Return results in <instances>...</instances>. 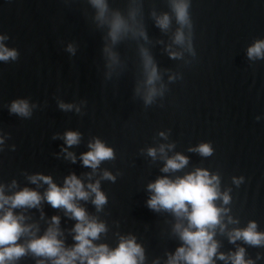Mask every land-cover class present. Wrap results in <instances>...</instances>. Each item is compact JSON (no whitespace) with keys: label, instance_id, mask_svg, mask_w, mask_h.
Masks as SVG:
<instances>
[{"label":"water","instance_id":"water-1","mask_svg":"<svg viewBox=\"0 0 264 264\" xmlns=\"http://www.w3.org/2000/svg\"><path fill=\"white\" fill-rule=\"evenodd\" d=\"M172 3L106 0L101 21L91 0H0V43L16 53L0 60V186L5 195L37 191L38 206L13 213L25 217L36 237L58 216L57 238L71 249L77 220L44 198L47 183L30 178L50 176L60 187L71 174L85 186L99 181L106 196L99 210L92 196L77 201L105 225L93 244L114 250L122 239L134 238L143 250L142 264H168L184 244L175 225L186 226L187 220L150 208L148 185L207 170L230 197L227 204L214 201L227 209L221 214L225 228L217 225L213 237L218 243L214 264H232L228 257L240 248L245 261L264 264V243L229 239L232 230L250 222L264 233V56H248L250 46L264 41V0H187L189 24L183 26ZM115 13L129 30L113 42L106 21ZM165 14L169 25L162 29L157 19ZM178 30L185 37L182 44L175 42ZM145 52L158 74L157 93L148 103ZM17 100L28 102L30 115L10 110ZM67 131L80 134L77 144L65 143ZM96 139L114 155L93 170L81 155ZM202 144L210 145V155L195 150ZM150 148L157 150L155 157ZM177 153L187 164L162 171ZM32 238L24 234L16 243L26 246ZM220 253L226 259H219ZM52 259L26 251L11 264H52Z\"/></svg>","mask_w":264,"mask_h":264},{"label":"clouds","instance_id":"clouds-1","mask_svg":"<svg viewBox=\"0 0 264 264\" xmlns=\"http://www.w3.org/2000/svg\"><path fill=\"white\" fill-rule=\"evenodd\" d=\"M92 4L98 10V19L105 21L107 11L106 0H91ZM173 10L179 24L187 25L188 3L187 0H173ZM109 25V35L113 42H116L122 34L129 30L127 21L119 14L115 13L106 21ZM157 24L166 29L169 25V16L167 14L157 19ZM143 35V33H141ZM3 37H0L2 40ZM182 30H178L175 35V42L182 44L184 42ZM172 56L178 55L176 52L170 53ZM14 50L7 49L0 43V60H7L9 57L15 58ZM248 56H264V41H257L249 47ZM145 68L147 71L145 95L146 103L151 102L156 95L157 89L154 82L158 79L156 66L153 64L150 56L145 52ZM62 108H71L72 105H60ZM10 110L22 116L30 115V107L27 101L17 100L11 104ZM163 135V133H161ZM65 143L69 146L77 144L80 134L75 131H67L64 135ZM169 148L172 146L169 145ZM196 151L202 155H210L212 148L209 144L200 145ZM65 151H67L65 149ZM156 149H148V154L155 157ZM161 153L165 151L162 145L159 149ZM68 157L75 160L72 153H67ZM113 150L106 146L102 141L96 139L89 144V151L81 155V160L85 166L95 170L100 162L105 159L113 158ZM187 157L177 153L171 158H167L162 169L164 172L178 170L187 164ZM105 178L114 179L110 173H104ZM33 183L43 181L48 184V189L44 193V198L54 208L63 207L66 213L77 220L74 226V239L77 243L71 248L66 249L63 241L57 237L60 235L58 228L60 218L53 216L51 225L46 232L39 237L35 236L32 225L23 223V215H15L12 211L18 207H36L40 204L41 195L28 188H24L12 195H5L3 186H0V264H11L26 251H31L36 256L53 258L52 264H142L144 254L142 248L136 244L134 238L122 239L118 247L109 250L107 245H95L93 240L97 239L101 232H104L105 225L94 218H90L86 210L77 204L79 200H87L93 197L92 202L99 210L106 203V196L100 190L99 181L88 183L86 186L75 174L65 178L63 187L55 184L50 176L35 175L30 178ZM239 183V181H237ZM153 193L148 200V206L152 209L161 208L171 210L178 218L187 220V225L181 223L175 225L180 239L184 242L175 254L170 255L168 264H214L213 256L217 253L218 243L213 239L216 226L219 225L221 231L225 225L222 223V213L227 209L217 207L214 204L216 199H222L227 204L230 197L227 193L219 191V178L216 175H209L207 170L197 169L183 177L171 180L168 177L158 178L148 185ZM94 194V195H93ZM7 206V207H6ZM229 222L231 218H229ZM255 222H250L244 229H234L229 233L230 241L243 239L252 245L264 243V233L257 232ZM24 234H31L30 239L25 246L16 243ZM219 259H226L223 253L219 254ZM228 259L232 264H252L251 261H245L244 249L240 248ZM43 264V262H41Z\"/></svg>","mask_w":264,"mask_h":264}]
</instances>
